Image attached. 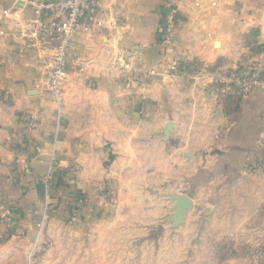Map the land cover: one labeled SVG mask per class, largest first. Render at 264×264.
Returning <instances> with one entry per match:
<instances>
[{
    "label": "crops",
    "instance_id": "0c3cea01",
    "mask_svg": "<svg viewBox=\"0 0 264 264\" xmlns=\"http://www.w3.org/2000/svg\"><path fill=\"white\" fill-rule=\"evenodd\" d=\"M4 8L0 216L17 220L0 223V257L46 221L51 253L68 257L75 243L82 263L100 264L110 248L122 255L148 240L171 195H186L179 262L264 264V89L215 82L253 62L264 68V0H100L101 25L71 35L60 102L45 56L22 33L31 11L21 0H0ZM119 53L130 69L114 68Z\"/></svg>",
    "mask_w": 264,
    "mask_h": 264
},
{
    "label": "built area",
    "instance_id": "2783aa9c",
    "mask_svg": "<svg viewBox=\"0 0 264 264\" xmlns=\"http://www.w3.org/2000/svg\"><path fill=\"white\" fill-rule=\"evenodd\" d=\"M21 1L31 11L30 18L22 25L23 36L33 40L29 46L45 56L47 88L55 100L60 102L68 74L69 52L73 44L71 35L77 30L89 31L93 24L101 25L102 21L96 17L100 0ZM10 11L11 8L0 10V19ZM175 14V7H169L164 12L161 24L164 42H168L173 32ZM260 53L264 57V45ZM177 65V61L172 60L167 68L174 71ZM113 66L118 69L131 68L122 53L117 54ZM215 82L226 87H234L241 93L247 94L255 89H264V68L260 69L258 64L253 62L220 75ZM16 220L11 213H3L0 216V223L7 229L13 228Z\"/></svg>",
    "mask_w": 264,
    "mask_h": 264
},
{
    "label": "rangeland",
    "instance_id": "374dc122",
    "mask_svg": "<svg viewBox=\"0 0 264 264\" xmlns=\"http://www.w3.org/2000/svg\"><path fill=\"white\" fill-rule=\"evenodd\" d=\"M189 197V196H187ZM201 198V197H200ZM192 203V197H189ZM201 199H196L197 204L200 203ZM197 207V212H201L202 208ZM193 207V203H192ZM186 211L189 207H185ZM174 210V209H173ZM174 212L171 213L168 218H159L160 221L151 226L149 229L150 235L148 240H136L133 241L131 248L123 249L122 255L118 254L119 250L110 248L101 260L100 264H182L178 261V238L175 235L178 226L183 224L176 222ZM197 214V213H196ZM194 218H201L199 217ZM183 220V219H182ZM46 222V221H45ZM42 223L40 227L37 226V232L35 239L29 244L23 245L20 242H15L7 250L2 251L11 252L8 256L0 257V264H97V263H82L81 254H75V243L68 245L70 251L69 262H66L68 258L66 251L64 254L56 255L50 252L48 249L50 241L46 235V223ZM169 232L167 238L161 237V233ZM135 245L137 246H134ZM143 243H147L143 245ZM66 250V249H65ZM80 251V250H79ZM189 250L186 249L187 258L189 256ZM74 254V257H73ZM97 256H94L96 258ZM190 260H186L185 263H189Z\"/></svg>",
    "mask_w": 264,
    "mask_h": 264
},
{
    "label": "water",
    "instance_id": "95a60500",
    "mask_svg": "<svg viewBox=\"0 0 264 264\" xmlns=\"http://www.w3.org/2000/svg\"><path fill=\"white\" fill-rule=\"evenodd\" d=\"M172 198H174L173 200H175V203L172 205V210L174 209V217H176V222L180 223L183 219V215L186 212V208L185 207H192V203L190 202L189 197H187L186 195H182V196H174L171 195Z\"/></svg>",
    "mask_w": 264,
    "mask_h": 264
},
{
    "label": "trees",
    "instance_id": "16d2710c",
    "mask_svg": "<svg viewBox=\"0 0 264 264\" xmlns=\"http://www.w3.org/2000/svg\"><path fill=\"white\" fill-rule=\"evenodd\" d=\"M55 179H56V178H52L51 181H50V189H49L50 191H49V192L51 193V196H53V195H52V189H53V188L55 187V185L57 184V179H56V180H55ZM54 184H55V185H54Z\"/></svg>",
    "mask_w": 264,
    "mask_h": 264
}]
</instances>
